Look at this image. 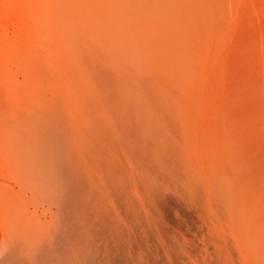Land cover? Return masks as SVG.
Listing matches in <instances>:
<instances>
[{
	"label": "bare ground",
	"instance_id": "obj_1",
	"mask_svg": "<svg viewBox=\"0 0 264 264\" xmlns=\"http://www.w3.org/2000/svg\"><path fill=\"white\" fill-rule=\"evenodd\" d=\"M82 52L1 66L0 264H206L178 122L118 56Z\"/></svg>",
	"mask_w": 264,
	"mask_h": 264
},
{
	"label": "rangeland",
	"instance_id": "obj_2",
	"mask_svg": "<svg viewBox=\"0 0 264 264\" xmlns=\"http://www.w3.org/2000/svg\"><path fill=\"white\" fill-rule=\"evenodd\" d=\"M85 49L178 122L206 264H264V0H0V69L68 72Z\"/></svg>",
	"mask_w": 264,
	"mask_h": 264
}]
</instances>
